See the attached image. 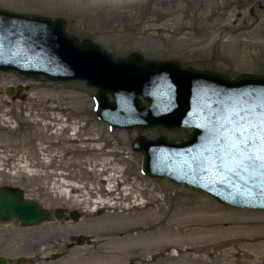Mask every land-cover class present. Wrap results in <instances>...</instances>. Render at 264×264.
<instances>
[{
	"label": "rangeland",
	"instance_id": "374dc122",
	"mask_svg": "<svg viewBox=\"0 0 264 264\" xmlns=\"http://www.w3.org/2000/svg\"><path fill=\"white\" fill-rule=\"evenodd\" d=\"M0 9L59 18L77 41L115 59L137 53L231 79L264 76V0H0ZM96 94L81 81L0 72V187L62 211L29 228L0 222V256L9 264H264V210L223 206L142 172L138 136L178 142L190 131L111 128L97 117ZM105 161L122 177L109 180Z\"/></svg>",
	"mask_w": 264,
	"mask_h": 264
},
{
	"label": "water",
	"instance_id": "95a60500",
	"mask_svg": "<svg viewBox=\"0 0 264 264\" xmlns=\"http://www.w3.org/2000/svg\"><path fill=\"white\" fill-rule=\"evenodd\" d=\"M0 72L84 82L97 89V117L111 128L189 129L181 142L138 136L133 149L142 154L143 173L184 185L223 206L264 210V166L259 160L246 170L237 166L240 156L230 139L234 113L253 121L264 114V76L231 79L182 70L175 61L145 60L137 53L114 59L91 41H77L59 18L3 9ZM247 155H264L259 141L249 144ZM53 216L60 220L62 211L43 209L17 188L0 187V222L14 220L29 228ZM0 264H9L8 259L0 256Z\"/></svg>",
	"mask_w": 264,
	"mask_h": 264
},
{
	"label": "snow or ice",
	"instance_id": "6c2138e0",
	"mask_svg": "<svg viewBox=\"0 0 264 264\" xmlns=\"http://www.w3.org/2000/svg\"><path fill=\"white\" fill-rule=\"evenodd\" d=\"M234 115L236 120L230 121L232 123L230 139L232 141L231 147L240 156L237 166H243L246 170L248 165L255 160L261 161L262 166H264V155L255 157L247 155L249 144L256 141H259L261 149L264 151V114L256 118L255 121L249 119L247 115L240 116L239 112L234 113ZM233 158L235 159V157Z\"/></svg>",
	"mask_w": 264,
	"mask_h": 264
},
{
	"label": "bare ground",
	"instance_id": "6f19581e",
	"mask_svg": "<svg viewBox=\"0 0 264 264\" xmlns=\"http://www.w3.org/2000/svg\"><path fill=\"white\" fill-rule=\"evenodd\" d=\"M110 164V162L108 163V162H103V165H102V167H103V169H101V172L102 173H105L106 171H113V169H111V168H109L108 167V165ZM114 172V174H112V175H110V178H109V180H112V181H117L118 180V178H121L122 177V175H119V173L121 172H116V173H118V175H115V171H113ZM131 186L133 187V184H131ZM139 186H141V185H139ZM138 188V187H137ZM131 189L128 187V188H125L124 189V191L126 192L125 193V197H128L131 193H128V191H130ZM109 193H113V190H111V191H109ZM95 203H97V204H100V203H105L104 201H96ZM107 203V202H106ZM161 222H158V223H147V226H148V228L149 229H151V228H155L156 227V225H158V224H160ZM130 227H131V225L128 227V230H130ZM5 258H7L8 260H9V258L8 257H5ZM10 260H12V259H10ZM65 260V259H64ZM61 261V262H55V263H51V264H74L72 261H70V259H67V260H65V261Z\"/></svg>",
	"mask_w": 264,
	"mask_h": 264
},
{
	"label": "flooded vegetation",
	"instance_id": "af4514ba",
	"mask_svg": "<svg viewBox=\"0 0 264 264\" xmlns=\"http://www.w3.org/2000/svg\"><path fill=\"white\" fill-rule=\"evenodd\" d=\"M153 61H156V60H153ZM168 61H170V60H168ZM176 62V61H175ZM178 63V62H177ZM179 64V63H178ZM179 66H180V68L182 69V70H185V69H190V68H185V67H183V66H181L180 64H179ZM192 70V69H191ZM198 71V70H197Z\"/></svg>",
	"mask_w": 264,
	"mask_h": 264
}]
</instances>
